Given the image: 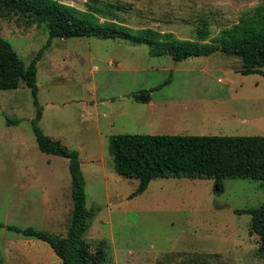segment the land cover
<instances>
[{
  "label": "rangeland",
  "instance_id": "374dc122",
  "mask_svg": "<svg viewBox=\"0 0 264 264\" xmlns=\"http://www.w3.org/2000/svg\"><path fill=\"white\" fill-rule=\"evenodd\" d=\"M133 29L211 41L253 16L264 0H60ZM0 36L28 66L47 44L44 26L0 13ZM240 59L217 52L176 61L125 40L56 38L38 64L40 128L79 153L87 209L98 211L86 235L104 264H263L251 216L264 203V181L157 178L131 197L139 179L116 173L114 135L264 136V76L243 75ZM152 91L151 101L133 95ZM36 108L20 82L0 90V223L65 237L73 210L66 158L42 153L33 133ZM20 121L10 125L7 120ZM3 264H62L51 247L0 227Z\"/></svg>",
  "mask_w": 264,
  "mask_h": 264
},
{
  "label": "trees",
  "instance_id": "16d2710c",
  "mask_svg": "<svg viewBox=\"0 0 264 264\" xmlns=\"http://www.w3.org/2000/svg\"><path fill=\"white\" fill-rule=\"evenodd\" d=\"M0 13L20 15L28 23L44 26L48 31L47 44L28 66L0 36V90H15L20 82L31 90L36 108L32 128L38 148L44 154L69 161L73 199L71 223L65 237L1 223L0 227L48 244L62 264H104L112 253L109 243L98 242L94 250L86 240L98 208L87 209L86 180L79 153L47 136L39 125L43 107L39 101L37 67L46 49L56 38H96L145 44L154 55H169L176 61L210 56L220 51L241 60L243 75L264 76V9L259 8L252 17L221 30L209 42L206 41L209 34L206 29L199 30L201 40H183L173 33L151 28L133 29L107 19L102 21L97 8L82 10L60 0H0ZM151 93L142 91L133 95V99L148 103ZM7 122L10 125L20 123L9 119ZM110 152L117 174L139 179V186L131 197L143 194L157 178L212 179L216 195L225 192L226 179L264 181V136L114 135L110 138ZM237 213L251 216V232L260 238L258 255L264 264V203ZM0 264H3L1 256Z\"/></svg>",
  "mask_w": 264,
  "mask_h": 264
}]
</instances>
